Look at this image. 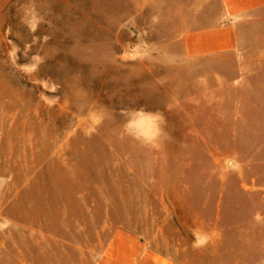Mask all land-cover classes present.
I'll return each instance as SVG.
<instances>
[{
    "label": "rangeland",
    "instance_id": "obj_1",
    "mask_svg": "<svg viewBox=\"0 0 264 264\" xmlns=\"http://www.w3.org/2000/svg\"><path fill=\"white\" fill-rule=\"evenodd\" d=\"M200 1L0 0V264H264V22L189 62Z\"/></svg>",
    "mask_w": 264,
    "mask_h": 264
},
{
    "label": "crops",
    "instance_id": "obj_2",
    "mask_svg": "<svg viewBox=\"0 0 264 264\" xmlns=\"http://www.w3.org/2000/svg\"><path fill=\"white\" fill-rule=\"evenodd\" d=\"M214 0H201L197 15H205L214 9ZM219 12L207 21L191 24L182 30L183 56L189 62L205 58H216L238 53L245 28L264 22V0H217ZM211 13H209V16ZM118 247L102 257L97 264H135L136 258L130 250H123L119 242L134 241L130 234L119 232L115 237ZM132 247V246H131ZM110 255H112L110 257Z\"/></svg>",
    "mask_w": 264,
    "mask_h": 264
},
{
    "label": "clouds",
    "instance_id": "obj_3",
    "mask_svg": "<svg viewBox=\"0 0 264 264\" xmlns=\"http://www.w3.org/2000/svg\"><path fill=\"white\" fill-rule=\"evenodd\" d=\"M148 115H151L157 121L164 120V117H163L162 113H160V112H152V113H148Z\"/></svg>",
    "mask_w": 264,
    "mask_h": 264
}]
</instances>
